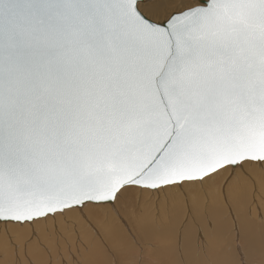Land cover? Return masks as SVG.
<instances>
[{
  "label": "snow or ice",
  "instance_id": "1",
  "mask_svg": "<svg viewBox=\"0 0 264 264\" xmlns=\"http://www.w3.org/2000/svg\"><path fill=\"white\" fill-rule=\"evenodd\" d=\"M257 174L264 0H0L5 233L78 216L111 264H264V208L229 195Z\"/></svg>",
  "mask_w": 264,
  "mask_h": 264
},
{
  "label": "bare ground",
  "instance_id": "2",
  "mask_svg": "<svg viewBox=\"0 0 264 264\" xmlns=\"http://www.w3.org/2000/svg\"><path fill=\"white\" fill-rule=\"evenodd\" d=\"M253 179L254 185L248 182L244 188H238L229 195H235L245 202L254 201L249 206L255 211L257 205L264 208V181L259 174L254 175ZM221 199L219 189L208 190L207 194L190 193L192 214L202 229L207 225L205 211L211 214ZM164 219L167 221L166 216ZM183 219V215H178L173 218V222L178 226ZM94 223L110 243L111 239L122 231L119 221ZM166 239L168 234L161 232L153 243L159 248ZM73 257L80 260L81 264H107L110 257L103 251L87 222L78 216H69L67 219L59 220L55 225L50 223L47 226H37L35 233L31 229L9 230L5 233L3 228H0V264H72ZM124 264H136V259L128 257Z\"/></svg>",
  "mask_w": 264,
  "mask_h": 264
},
{
  "label": "rangeland",
  "instance_id": "3",
  "mask_svg": "<svg viewBox=\"0 0 264 264\" xmlns=\"http://www.w3.org/2000/svg\"><path fill=\"white\" fill-rule=\"evenodd\" d=\"M109 257V256H108ZM109 259H110V257H109ZM109 259H107V264H111V262L109 263Z\"/></svg>",
  "mask_w": 264,
  "mask_h": 264
}]
</instances>
